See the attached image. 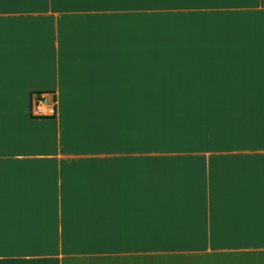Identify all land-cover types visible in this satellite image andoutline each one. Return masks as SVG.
<instances>
[{
    "label": "crops",
    "instance_id": "crops-1",
    "mask_svg": "<svg viewBox=\"0 0 264 264\" xmlns=\"http://www.w3.org/2000/svg\"><path fill=\"white\" fill-rule=\"evenodd\" d=\"M0 264H264V0H0Z\"/></svg>",
    "mask_w": 264,
    "mask_h": 264
},
{
    "label": "rangeland",
    "instance_id": "rangeland-1",
    "mask_svg": "<svg viewBox=\"0 0 264 264\" xmlns=\"http://www.w3.org/2000/svg\"><path fill=\"white\" fill-rule=\"evenodd\" d=\"M39 104L35 107V112L37 114H41L42 112L40 111V107H41V102H38Z\"/></svg>",
    "mask_w": 264,
    "mask_h": 264
},
{
    "label": "trees",
    "instance_id": "trees-1",
    "mask_svg": "<svg viewBox=\"0 0 264 264\" xmlns=\"http://www.w3.org/2000/svg\"><path fill=\"white\" fill-rule=\"evenodd\" d=\"M35 94V93H34ZM33 95V94H32ZM33 97V96H32Z\"/></svg>",
    "mask_w": 264,
    "mask_h": 264
},
{
    "label": "bare ground",
    "instance_id": "bare-ground-1",
    "mask_svg": "<svg viewBox=\"0 0 264 264\" xmlns=\"http://www.w3.org/2000/svg\"><path fill=\"white\" fill-rule=\"evenodd\" d=\"M40 110H42V109H40Z\"/></svg>",
    "mask_w": 264,
    "mask_h": 264
}]
</instances>
